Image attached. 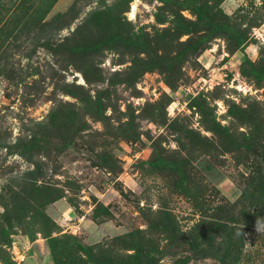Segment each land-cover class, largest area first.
Listing matches in <instances>:
<instances>
[{
	"label": "rangeland",
	"instance_id": "1",
	"mask_svg": "<svg viewBox=\"0 0 264 264\" xmlns=\"http://www.w3.org/2000/svg\"><path fill=\"white\" fill-rule=\"evenodd\" d=\"M0 264H264V0H0Z\"/></svg>",
	"mask_w": 264,
	"mask_h": 264
}]
</instances>
